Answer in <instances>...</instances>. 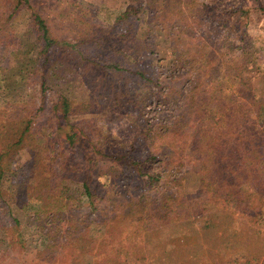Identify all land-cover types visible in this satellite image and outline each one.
<instances>
[{
    "label": "trees",
    "instance_id": "trees-1",
    "mask_svg": "<svg viewBox=\"0 0 264 264\" xmlns=\"http://www.w3.org/2000/svg\"><path fill=\"white\" fill-rule=\"evenodd\" d=\"M163 1L176 10L179 26L175 34H170V26L152 8L133 2L117 17L116 34L107 36L119 38L120 42L102 38L101 44L97 42L98 46L118 45L113 50L121 60L115 64L88 60L90 65L117 81V87L113 86L111 92L102 90L104 87L100 84L108 88L105 79L99 82L92 71L86 75L85 70L60 69L62 65L55 62L53 48L73 44L58 42L52 36L47 20L30 0H13L8 14L0 11L3 12L0 15V97L7 100L0 108V201L11 206L10 194L14 186L26 183L31 196L36 195L40 201L52 205V227L47 233L54 237L64 233L66 241L57 244L51 263L88 264L89 256L92 264H113L112 237L119 239L123 250L138 262L147 263L146 239L142 233L154 229V218L146 216L151 200H138L136 195L140 187L155 189L159 207L185 204L178 203L182 199L179 195L185 177L178 176L179 169L173 171L171 168L177 162L175 151L178 150L183 156L184 150L190 151L186 159L192 168L187 175H197L193 179L201 183L199 198L192 201L196 202L200 213L209 212L202 219L206 227L212 225V213L216 210L229 218L238 215L256 225L264 221V127L257 128L263 121L260 113L263 101L252 93L246 70H237L227 77L221 74L222 60L226 57L239 53L247 59L254 45L264 47L261 33L264 30V0H251L248 7L228 6L225 9L198 3V0ZM24 11L31 16L28 30H23L32 36L29 39L12 27L13 20ZM158 41L166 46L164 56L156 65L153 64L156 59L145 63L146 55ZM194 43L197 49L193 50ZM10 51L13 65L2 64ZM161 68L168 74L166 87L160 82L163 80ZM37 77L40 99L36 103L26 101L23 84ZM133 77L155 84L157 89L151 97L154 103L178 106L171 123L161 120L153 125L144 120V109H135L130 125L134 130L137 126L140 129V141L133 143L131 149H126L123 142L117 140V143L98 127L92 132L89 130L87 135L74 123L85 113L89 99L73 97V87L93 92L100 98L99 116L103 121L121 120L129 105L126 86ZM182 77L188 83L179 88L177 83ZM121 83L126 86L120 88ZM53 93L56 99L52 107L54 113H59L56 116L58 129L69 127L65 139H61L62 148L58 150L52 148V129L36 122L40 114L46 112ZM229 101L232 102L231 113L226 112ZM178 103H183L181 108ZM33 106L37 108L32 109ZM191 123L189 138H183L180 127ZM216 145L218 149L214 148ZM44 146L48 152L46 159L42 158ZM138 151H146L147 156L137 158ZM25 155L31 164L28 174L13 169ZM169 157L174 160H168ZM52 161L61 167L72 166L84 174L82 186L91 208L87 216L99 210L97 205L106 203L103 210L106 219L93 220L104 227L101 238H92L85 229L68 225L63 207V184L59 177L58 180L45 175L42 168ZM95 170L98 171L94 175L96 182L92 180ZM171 176L174 178L169 182L181 181V187L173 192L171 188L157 190L162 186L160 183ZM98 178L106 183L102 191L96 187ZM7 251L10 250L3 252Z\"/></svg>",
    "mask_w": 264,
    "mask_h": 264
},
{
    "label": "rangeland",
    "instance_id": "rangeland-1",
    "mask_svg": "<svg viewBox=\"0 0 264 264\" xmlns=\"http://www.w3.org/2000/svg\"><path fill=\"white\" fill-rule=\"evenodd\" d=\"M30 1L37 8L36 10L40 11L47 20L52 36L58 42L63 43L67 41L73 44L71 47L65 48L58 45L53 48L55 62L62 65L60 69L68 67L76 72L85 70L86 75L89 74V71H92V74L97 75L99 82L105 79L104 84L106 83L108 88L101 84L99 86L104 87L102 90H106L107 92H111L113 86L117 87V81L114 78H108V74L101 72L100 68L90 65L88 60L92 58L101 64H115L117 60H121L113 50L118 46L117 43L111 45L112 47H107L108 45H99L101 46L99 47L97 42L101 44L100 38L107 39L113 43L120 42L119 38L113 39L107 36L111 37L116 34L114 32L117 26L116 19L127 6L133 2H137L152 8L170 26L171 35L175 34L179 26L175 8L173 6L172 8L163 0ZM167 1L171 2L172 0ZM182 1L187 2L188 0ZM198 3H209L216 8L225 9L228 6L248 7L252 1L198 0ZM12 4L13 0H0V11L8 14ZM30 22V13L24 11L19 13L13 20L12 27L18 33L24 35L26 39H29L32 36L24 33L23 30H28ZM262 25L261 23L260 27ZM261 33L264 36V30H261ZM185 42H188V40ZM192 48L193 50L197 49V44L194 43ZM166 50L165 44L158 41V44L151 48V53L146 55L144 62L148 63L149 60L156 59L157 62L153 64H158V59L164 56L163 53ZM11 54V51L6 54L2 64L13 65L14 60ZM250 54L251 56L247 57V59L239 53L223 59L221 74L227 77L228 74L230 75L237 70L247 71L246 76L250 81L252 93L263 101L260 109L263 121L257 124V128L261 129V127H264V47L254 45ZM162 70L163 68L159 71L163 78L160 82L163 83V86L169 85L168 74ZM184 78L182 77L180 82L177 83L179 88H183L188 83V80ZM125 81V78H123L122 82ZM120 85V88L126 86L122 83ZM69 87L71 88V86ZM126 88L128 90L129 105L122 114L121 120L106 119V121H103L99 116L98 99L100 98L93 92L78 91L73 87V97L77 99H79L78 97L85 100L89 99V106L86 107L85 113H82L83 115L78 117L74 123L79 124L80 128L87 135L98 127L101 131L107 132L116 139L117 143V140H119V142H123L127 146L126 149H131L133 143L140 141V129L137 126V129L134 130L130 125L132 117L135 115V109H144L142 113L144 120L149 121L153 125L161 123V120L171 123L173 117L177 115L178 106H162L151 100L152 93L157 89L155 84L143 81L139 77H133L128 82ZM22 93L26 101L38 102L40 99L39 77L25 81ZM52 99H49L46 112L40 114L36 122L41 126L52 129L54 133L51 140L52 148L58 150V148H62L60 147L62 144L61 139H65L64 135L68 133L69 127L62 126L61 130L58 129L57 124L59 120L56 116L59 113H54L52 107L56 99L54 93L52 94ZM6 102L7 100L0 97V108L4 107ZM227 103L230 106H228L226 112L231 113L233 111L232 102L229 101ZM178 104L180 108L183 105V103ZM33 108L37 107L33 106ZM181 115L184 116L185 112L181 113ZM184 123L186 125V119ZM250 126L251 123L248 124V127ZM180 130L183 138H189L188 135L192 131V123L184 128L180 127ZM134 137H136V140L133 142ZM44 147L42 148L44 151L42 152V158L46 159L48 158V152H46V146ZM214 148L218 149V145ZM62 151L63 149L60 150V153ZM178 151H175V157H178L177 162L171 168L173 171L179 169L178 176L185 177L182 187L180 186L181 181L179 183L169 182V180H173L174 178V176H171L170 179L163 180L160 183L162 186L158 187L157 190L165 191L171 188V192H173L181 187L182 193H180L179 197L182 199L178 203L185 202V204L183 206L167 205L166 207H159L160 205L156 202L158 195L155 189L138 188V195H136L138 200H151L146 216L154 218V229L142 233V236L146 239L147 263L138 262L131 254L123 250V245L119 242V239L112 237L110 238V244L113 249L111 256L113 264H264V221L256 225L246 220V218H239L238 215L229 218V216L217 213L219 211L216 210V212L213 211L212 213L214 214L212 216V225L206 227L202 219L209 212L204 211V213H200L201 210L197 207L196 202L192 201L199 198L198 190L201 183L197 179H193L194 177L197 178V175L194 174L195 176L192 175V177L187 175L188 171L192 168L186 159L190 155V151L188 149L184 150L185 156L181 155ZM138 156L145 158L147 152L138 151L136 157L138 158ZM27 159L28 157L25 155L20 163L17 162L15 164L13 169L28 174L27 172L30 171L31 164ZM167 159L170 161L174 160L171 157ZM56 161L47 162L42 168L44 174L46 173L45 175H48L51 179L52 177L58 180L60 178V182L63 184V207L65 219L69 221L68 225L72 227L79 226V229L82 228V230L85 229L92 238H101L104 234V227L102 223H94L93 220L101 222L106 219V213L103 212L106 203L97 205L96 208H99V210L87 216L91 208L88 207L89 201L82 186L84 174L72 166L61 167L59 163L52 164ZM97 174L98 171L95 170L92 176L94 182H96L94 175ZM98 179L100 184L98 185L97 182L96 187L102 191L104 189L103 184L106 183L103 179ZM188 179H191V181L186 182ZM129 182L134 184L131 179H129ZM11 193V206L8 207L0 201V264H31L39 260L44 262L52 261L57 244L66 241V237L63 236L64 233L59 237H54L47 233L49 228L52 227V205L40 201L36 195L31 196L27 190L26 183L14 186ZM159 198H162L161 195ZM262 204L264 212V195L262 197ZM120 205L125 206L123 202ZM8 249L10 251L3 252ZM87 262L88 264H92V258L88 256Z\"/></svg>",
    "mask_w": 264,
    "mask_h": 264
},
{
    "label": "crops",
    "instance_id": "crops-1",
    "mask_svg": "<svg viewBox=\"0 0 264 264\" xmlns=\"http://www.w3.org/2000/svg\"><path fill=\"white\" fill-rule=\"evenodd\" d=\"M31 264H65V263H51V262H44V261H35L32 262Z\"/></svg>",
    "mask_w": 264,
    "mask_h": 264
}]
</instances>
